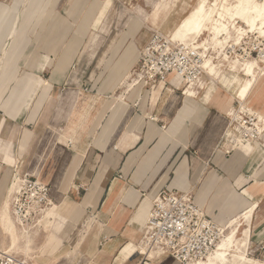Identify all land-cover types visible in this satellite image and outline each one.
Wrapping results in <instances>:
<instances>
[{
    "label": "crops",
    "instance_id": "0c3cea01",
    "mask_svg": "<svg viewBox=\"0 0 264 264\" xmlns=\"http://www.w3.org/2000/svg\"><path fill=\"white\" fill-rule=\"evenodd\" d=\"M23 1L0 4V180L23 161L22 172L51 186L60 214L67 213L73 224L89 216L91 229L84 232L81 246L97 264L138 263L136 247L145 243L148 214L162 192L190 193L209 218L227 227L226 234L231 221L243 220L241 213L252 208L248 255L261 261L264 134L259 142L236 140L232 147L222 142L238 101L240 72L230 80L222 73L217 79L222 88L216 79L208 83L202 77L188 90L183 78L171 73L154 85L131 80L121 90L122 79L135 60L137 65L149 39L140 36L138 41L144 42L137 49L134 32L141 30L142 22L133 19V32L125 35V45L105 67L85 64L95 51L81 46L88 30H97L111 10L112 0L93 1L54 64L42 57L21 69L31 49L29 34L34 26H44L45 10L58 2L26 0L9 35ZM74 4L67 3L68 10H74ZM157 8L154 18L149 15L153 24L168 12L167 4ZM8 36L12 42L5 49ZM73 56L77 62L70 66ZM6 58L12 80L3 90ZM246 106L264 113V87L254 88ZM126 246L133 249L124 253ZM119 255L133 256L121 260ZM154 256L149 264H170L158 261L162 256L178 262L161 252Z\"/></svg>",
    "mask_w": 264,
    "mask_h": 264
},
{
    "label": "rangeland",
    "instance_id": "374dc122",
    "mask_svg": "<svg viewBox=\"0 0 264 264\" xmlns=\"http://www.w3.org/2000/svg\"><path fill=\"white\" fill-rule=\"evenodd\" d=\"M13 1L14 0H0V3L11 5L13 4ZM93 1L94 0H58L55 6H51L50 4V6H48L45 10L46 12L48 10V18L44 26L42 28L41 25L34 26V31L29 34L28 44L31 49L29 56L26 59L27 64L23 65L21 69L23 67L28 68L30 64L32 65L33 61L36 58L42 57H48V59H50L49 64H54L61 53L62 45H68L70 41L74 39L78 24ZM112 1L113 6L106 17L101 21L98 29L93 30L90 28L82 41L81 46L84 43L85 48H89L90 50L92 49L93 52L95 51V54L91 53L90 57L85 59V64L105 67L110 63V61L115 59L116 56L114 54H118V52L121 51V49L125 45L124 42H122L125 35L130 31L133 32V24L135 20L142 22L141 30L137 32V34L134 32V42L138 50L144 42L143 41L141 43L138 41V38L140 36H143L144 40H146L154 30H159L169 36L170 34L168 31L173 30L197 2V0H177L176 3L175 0ZM69 2H75L74 10H68L66 4ZM25 3L26 0H24L21 4L18 16L9 32V35H11L16 29L20 17L24 11ZM162 4L168 5V12L166 14H161L156 23H151L149 20V15ZM133 19L135 20L133 21ZM56 22H58V24H56ZM237 22L239 28H241L242 30L249 29L247 25L242 21L239 22L237 20ZM10 37L11 36L7 37L8 41L4 46L5 49L8 48L9 44L12 42ZM254 37H257L260 40H264V34L260 35L257 31L248 30L241 41V45L245 47L246 51L252 49L250 48V46H248V43H251ZM228 41L229 43H226L224 48L221 49L220 56L216 52L212 51L213 49L211 51L209 49V52H211L212 56L215 57L212 58L215 64H219L220 61L222 64H224L223 66H221V69L224 70L226 79L230 80L235 74V71L231 69L227 61L221 60V57L227 50L225 48L228 44H231L233 42V38H230ZM117 42L119 43L116 47ZM241 45H236V48L240 47ZM198 48L199 51H203L202 47ZM236 51L237 50H233L228 54L231 59L233 57L235 58ZM206 53L208 54V50H206ZM236 53L240 54L239 51H237ZM209 56L210 55L208 54L207 58H209ZM252 57L254 59H257L255 53ZM71 59L72 62L70 63V66L74 62L75 64L77 62L76 56H73ZM136 62L137 60L134 61L132 67H130V69L128 70V73L125 75L126 77L122 79L120 86L121 90L125 89L126 85L131 82V75L133 74V70L136 67ZM123 64H125L126 66V62H124ZM260 65L262 66V68L264 67V63L260 62ZM21 69L19 68V70ZM240 75L242 78H246V76L243 75V72H240ZM44 77H48L46 72H44ZM203 77L205 81H208V83L212 81L211 76H209L208 74H205ZM215 82L219 87L222 88L221 80L216 79ZM257 87H264V74L261 75L260 80L257 82L255 88ZM121 90L119 89V91ZM233 90L234 87H231L229 89L232 95H234ZM23 163V161L18 162L14 166V172L8 176L4 175L0 180V211L4 204V200L8 197L12 216V198L15 191L11 192L10 188L13 182H16V178L22 177L24 174H29L22 172ZM52 202L53 204L50 207L53 208V214L48 215L45 218L46 220L42 219V216L39 215L34 220L29 221V225L33 227L31 230L32 241L28 250L30 256L27 257L23 251H21L20 253L18 252V254H14L26 258L32 264H97L93 260V255L91 254V252H89L88 254H84V250H82L83 247L81 246V243L84 241L87 231L91 229V218L89 216H82L78 219V222L73 224L71 220L66 219L68 218L67 213L60 214V206H58L57 204L59 201L52 199ZM55 204L57 205V207L54 206ZM48 221H50V223H48ZM229 229H231V227L228 228V230ZM85 231L86 233L84 236ZM239 237H242L241 234ZM88 244L89 240L87 239L85 240V243H83V246L87 249ZM8 245V235L5 233H1L0 247L6 248ZM80 246L82 247L81 249ZM133 255H119V259L125 260L127 257L130 258ZM249 257L254 259L252 255H249ZM158 259V261H164L165 259H167L170 264H180L179 262L174 261L171 257L162 256ZM261 262L264 263V258L261 260Z\"/></svg>",
    "mask_w": 264,
    "mask_h": 264
},
{
    "label": "built area",
    "instance_id": "2783aa9c",
    "mask_svg": "<svg viewBox=\"0 0 264 264\" xmlns=\"http://www.w3.org/2000/svg\"><path fill=\"white\" fill-rule=\"evenodd\" d=\"M248 46L252 49L246 51L242 45L236 48V45L229 44L224 55L237 50L240 54L237 51L235 54L243 59H254V53L257 57L254 60L264 59L263 39L254 37ZM204 58L193 44L173 41L165 33L154 30L141 50L131 80L154 85L176 73L186 84H194L207 74ZM263 134L264 119L236 101L222 142H228L230 147L236 140L259 142ZM16 181L19 187L12 198V211L21 223L29 224L50 207L51 188L30 174L16 178ZM226 229L209 218L190 193L162 192L153 200L148 214L145 246L148 251L172 256L180 264H194L217 248L226 235ZM135 258H139L137 264L150 263L145 253L137 252ZM0 264L32 263L22 256L3 253Z\"/></svg>",
    "mask_w": 264,
    "mask_h": 264
},
{
    "label": "bare ground",
    "instance_id": "6f19581e",
    "mask_svg": "<svg viewBox=\"0 0 264 264\" xmlns=\"http://www.w3.org/2000/svg\"><path fill=\"white\" fill-rule=\"evenodd\" d=\"M157 12L158 8L153 11L151 17L154 18ZM237 20L245 23L249 29L242 30L239 28ZM248 30L257 31L260 35L264 34V0H197L189 13L171 30L169 38L182 43L191 42L195 48L202 47L203 51H200V53L205 57L204 67L207 70V74L214 80L224 73L223 69L218 68L224 64L221 61L219 64H215L211 56L207 58L209 53L207 54L206 50L213 49L220 56L221 49L224 48L226 43H229L228 40L230 38H233L231 46L239 45ZM221 60L227 61L231 69L236 73L243 72V75L246 76V78L242 79L235 96L241 105L246 106L250 94L256 87L261 75L264 74V67L262 68L260 65V62L264 63V59H243L239 55L231 59L230 56L225 54L221 57ZM7 65L8 60L6 58L5 72L1 79L3 90L12 80L11 74L7 72ZM187 86L188 90H191L194 84H188ZM249 109L263 118L264 113L262 111ZM18 187V181L13 182L10 191L16 192ZM52 204L53 202H51ZM52 209L48 207L43 213L42 219L46 220L45 218L52 214ZM252 211V208L244 210L240 215L243 220L238 221L237 218L233 219L231 221V230L218 243L217 248L194 264H264L261 261L250 258L248 255L251 240L249 223ZM245 222L248 224V227L244 228ZM32 228L29 224L21 223L14 214L12 216L9 198L7 197L0 211V237L1 233L7 234L9 245L6 248L0 247V255L3 253L18 254V252L23 251L29 257L28 250L32 241ZM240 234H243L244 237L240 238ZM132 249L133 247L126 246L123 252L126 253ZM136 250L148 255L151 261L155 258L154 252L148 251L144 242L138 244Z\"/></svg>",
    "mask_w": 264,
    "mask_h": 264
}]
</instances>
